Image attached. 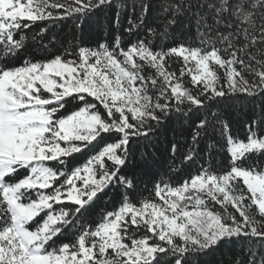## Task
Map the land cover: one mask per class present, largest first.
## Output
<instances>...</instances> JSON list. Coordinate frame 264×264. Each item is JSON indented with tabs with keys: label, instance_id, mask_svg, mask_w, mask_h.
Here are the masks:
<instances>
[{
	"label": "snow or ice",
	"instance_id": "6c2138e0",
	"mask_svg": "<svg viewBox=\"0 0 264 264\" xmlns=\"http://www.w3.org/2000/svg\"><path fill=\"white\" fill-rule=\"evenodd\" d=\"M116 3L0 0L5 61L26 49L20 33L37 22L33 39L45 52L0 66V264H200L225 244H240L247 257L234 264H264V135L253 127L264 128V0H159L155 26L153 0H132L121 36L99 43L91 29L106 10L119 16ZM67 21L89 39L69 46L57 32ZM153 40L172 43L157 51ZM169 57L183 63L190 88L168 70ZM230 95L261 101L243 141L225 136L228 125L212 111ZM173 115L196 117L182 164H195L217 125L228 164L155 185L160 203L137 204L135 177L123 171L130 145L150 140ZM102 197L113 208L97 222L92 209Z\"/></svg>",
	"mask_w": 264,
	"mask_h": 264
},
{
	"label": "trees",
	"instance_id": "16d2710c",
	"mask_svg": "<svg viewBox=\"0 0 264 264\" xmlns=\"http://www.w3.org/2000/svg\"><path fill=\"white\" fill-rule=\"evenodd\" d=\"M132 0H117L116 9L119 12L117 16L116 11H105L99 14L100 24L91 29V36L98 39L99 43H110L114 37L121 36L122 29L128 26V17L131 13ZM160 7L159 0H153V12L148 17V23L155 26L158 21L156 16L158 15V9ZM119 21L110 23V21ZM43 22H37L31 29H26L20 33V36L24 37L23 43L27 45L24 51H21L19 56L5 61V55L0 54V66L7 63L9 66H19L25 60H31L33 57L39 59L45 55L44 50L39 46L40 41L33 39L36 35L39 24ZM50 26V25H49ZM57 32L61 34L62 39H67L71 43L79 44L81 39L87 41L88 36L82 31L73 32L71 21L64 23L63 27H57ZM43 35V33H42ZM75 35L76 39L73 40ZM144 34L141 33V38ZM180 38V31L177 30V39ZM131 39H135L132 37ZM185 39L191 43L193 37L186 35ZM129 37L126 33L123 34L122 46L127 45ZM47 43V41H44ZM172 43L171 40H162L157 45V42L153 40V45L156 46L158 51L160 47H167ZM198 43V41H197ZM93 48L96 47L95 42L90 43ZM59 44L57 48H59ZM48 51H56V49L49 48ZM166 64L169 71L176 72L186 87H191L190 76H180V69L184 66L181 61L176 57H169L166 60ZM217 74L221 77V82L224 78V70L217 68ZM154 70L149 69L147 66L144 68L145 74L151 75ZM250 99V98H249ZM249 99L238 96H228L221 100V103L213 107V112H219L222 115L223 123L228 125V128L224 130L225 136L230 134L234 139L243 141L248 134L247 125L253 121V119H259L261 112L260 100H256L255 103H250ZM72 105H69L71 108ZM99 110L103 112L102 106H99ZM196 117H193L191 121L177 120L176 116L167 122V127L161 128L160 131L151 137L150 140L135 139L130 145V155L128 158L127 167L123 170L130 178L135 177L136 186L132 190L131 200L137 204L147 200L149 202L160 203L158 198L154 194V186L168 184L171 186L177 185L179 182L189 176V174L195 175L198 168L204 167L215 171H220L226 168L228 164V156L225 144L224 136L220 134V125H217V130L201 140L199 145V155L195 164L190 162L181 163L184 155L188 151V146L191 144V134L194 129V121ZM258 135H264V128H257L253 125ZM108 140V137H105ZM104 141L101 142L103 144ZM172 144H176L177 150L172 152ZM99 147V146H98ZM87 154V150H86ZM77 160L83 162L86 159V155L76 154ZM142 158H145L144 163L141 162ZM23 174V170H22ZM123 191V189H121ZM110 196L113 194L110 193ZM208 207L220 211V206L214 204L212 201H208ZM113 208V200L109 197H102L98 200L92 209V219L99 221L101 216ZM141 232L137 233L140 236ZM243 257L247 259L246 255L241 250L240 244H225L218 248L215 252L210 253L206 257H202L200 264H234L238 258Z\"/></svg>",
	"mask_w": 264,
	"mask_h": 264
}]
</instances>
